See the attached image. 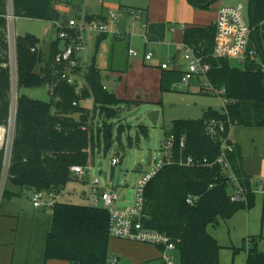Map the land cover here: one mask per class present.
Segmentation results:
<instances>
[{"label":"trees","instance_id":"1","mask_svg":"<svg viewBox=\"0 0 264 264\" xmlns=\"http://www.w3.org/2000/svg\"><path fill=\"white\" fill-rule=\"evenodd\" d=\"M218 1L221 0H189L193 7L202 10H209ZM246 1L248 21L253 29L251 39L259 46L258 54L264 56L261 47L264 0ZM56 3L57 0H12L13 16L53 23L63 21ZM9 27L8 0H0V127H7L10 122ZM59 42L51 44L48 56L42 61L37 37L27 34L16 39V78L20 94L24 88L46 87L51 99L42 102L24 94L18 97L4 198L18 195L10 192L8 185L33 192H54L60 197L68 185L78 179L71 171L73 167L87 166L102 143L106 152L113 146L114 126L108 120L120 117L122 105L138 104L122 101L106 89L101 71L95 65L86 69V86L81 89L62 80V67L56 63ZM215 42V25L184 30V47L193 50L210 66L207 76L210 83L225 90V94L220 95L223 110L209 109L199 120L172 123L169 133L175 138L172 160L160 169L145 190L142 224L145 229L165 234L172 240L181 264H220L222 248L207 227L229 221L239 211H250L256 203L252 178L244 170L240 147L233 145V151L227 153V162L246 192L245 200L231 201L236 184L230 179L226 164L217 160L230 127L264 128V71L248 72L231 67L228 58L214 56ZM41 63L43 68L39 70ZM89 99L94 103L93 114L82 105ZM95 113L102 120L96 127ZM213 121L225 126L224 132L218 126L216 134L211 136L207 128ZM140 130L147 139L148 128L143 126ZM124 131V126H120L119 135ZM182 140L184 149L180 147ZM189 158L194 165L181 163ZM4 159L5 154L0 151V178ZM189 199L195 200L193 205L188 203ZM110 240L108 211L57 202L47 234L45 258L71 264H109ZM245 251L247 264H264V253L259 252L257 245L246 247Z\"/></svg>","mask_w":264,"mask_h":264},{"label":"rangeland","instance_id":"2","mask_svg":"<svg viewBox=\"0 0 264 264\" xmlns=\"http://www.w3.org/2000/svg\"><path fill=\"white\" fill-rule=\"evenodd\" d=\"M85 1L86 0H57L56 5L61 13L72 16L79 8L84 7ZM138 1H141L142 4H146L148 0ZM165 1L168 2V0L153 1V3H157L159 14L166 9H161V6L166 7ZM242 2L247 5L246 0ZM11 5L12 0H8V11ZM119 9H121V7L110 8V10L114 11ZM210 9H212L210 12L213 13L214 8ZM210 12L208 11V13ZM127 20H124V22H127ZM9 24V54L12 77L10 122L7 127H0V130L2 129V131H4V134L0 133L4 146L0 151L4 152L5 157L7 154L9 136L11 134L13 136L18 97L24 94L33 100L42 102H49L51 99L46 87L24 88L21 90L20 94L16 78L17 36H25L28 33L39 36L42 39L41 47L43 51H40L42 53V61L48 56L50 52L49 43L55 37L52 30L53 26L48 22L40 23L15 18L14 20H9ZM48 29H50L49 36L51 35V30L53 32L51 37L45 35ZM175 35L177 37V33ZM118 45H120L124 51L127 49V43L125 41L118 42ZM255 47L259 50L258 44ZM261 47L264 54V37H262L261 40ZM229 63L231 67L240 70L263 69L264 56L259 52L256 60L257 64L254 66L245 62H239L233 58H229ZM42 68L43 64L41 63L39 70ZM89 100L88 103L82 105H85V108L92 113L94 110V103L91 101L92 99ZM161 101L162 103H157V105L150 103H138L135 106H129L127 104L122 105L120 117L108 120V122L114 126L115 142L113 146L109 148L107 152L105 151L103 143L101 145V152L99 148H96L95 157L93 159V177L101 181V187L103 189H109L111 184L113 185L114 190L120 195V200L116 205L117 209H122L127 206L125 194L127 191H133L137 187L143 174L151 173L163 160L167 163L172 160L171 150H167L165 146L169 139V131L174 121L199 120L209 108L222 111L224 106V101L220 96L206 93L198 88L189 89L188 86L184 85H180L179 88L173 90V92L163 93ZM76 117L78 118L79 116ZM94 122L95 127L102 122L98 113H95ZM122 125L125 131L119 135V128ZM143 126L147 127L149 130V137L147 139L143 137L140 130ZM129 143H131V145ZM117 156L122 157V162L118 166L113 167L111 164L112 158ZM5 159L0 182L3 173H8V167L5 166ZM260 181L262 182L264 179ZM89 183L90 176H86L80 181L77 179L75 182H72L58 198V202L73 205H89L86 198L89 193ZM255 188L254 192L258 200L252 210L239 211L232 220L227 222L220 221L217 227H207V231L215 237L222 248L220 251V264H247V253L245 248L254 247V245H257L259 252L264 253V188ZM5 189L6 187H4V190ZM7 189L10 192L18 193V196L12 200L7 198L2 199L0 202V212L6 211L17 216L21 214L18 232L19 252H26L33 244H35V249L38 243H40L41 246H46L47 234L51 227V211L47 208H34L32 203L33 193L29 189L21 190L11 185H8ZM127 243L132 245H128ZM139 244L150 247L145 250L146 255L155 256L157 254V257L160 256L159 249L155 245L112 237L109 248V264L112 263L115 256L122 257L120 264H124L125 262L128 264L124 255L131 259L135 253H144L141 248H137ZM153 264H157V262Z\"/></svg>","mask_w":264,"mask_h":264},{"label":"crops","instance_id":"3","mask_svg":"<svg viewBox=\"0 0 264 264\" xmlns=\"http://www.w3.org/2000/svg\"><path fill=\"white\" fill-rule=\"evenodd\" d=\"M153 1L148 0L146 4H142L138 0H103V3H98L96 0H86L84 7L79 8L72 16L61 13L56 5L57 11L64 17L63 21L77 17L82 13L93 17L106 16L112 7L133 8L144 11L141 20L135 22L127 20V22L120 24V28L128 35L124 39H117L113 35L100 37L89 33L87 35V52L81 58L86 68L95 65L101 71V80L105 88L122 101L156 105L162 103L163 93L173 92L180 85H183L180 79L187 69L183 49L184 30L188 27L215 25L222 7L243 3V0H221L211 7L214 8L213 13H211L212 9L202 10L193 7L189 0H168V2L165 1L166 7L161 6L162 10L166 9L159 14L157 3H153ZM35 22L46 23L44 21ZM48 23L52 24L55 35L49 43L51 47L52 43L58 41V35L55 24L53 22ZM145 24L147 25L146 28L144 27ZM52 30L50 36V29L46 31L45 35L51 37L53 35ZM34 36L40 40L38 49L43 51L41 47L42 39L37 35ZM121 41L127 43L125 51L118 45V42ZM255 46H257V42L255 41L254 45V40H252L250 48L256 50ZM62 47L63 43L60 41L58 48L61 49ZM129 49L137 50L139 56H130ZM148 53L153 54L150 61L145 60V54ZM245 63L253 66L257 64L256 61ZM258 70L264 71V67L263 69L256 68L244 71L256 72ZM188 88L200 89V86L197 81H194L188 85ZM89 101H84L82 104ZM83 106L85 107V105ZM171 129L172 127L170 131ZM232 139L242 151L244 170L247 175L255 181L264 179V128L235 127L232 130ZM99 149L101 152L102 148ZM261 187L264 188V185L254 186L255 189ZM126 195L127 193L125 199ZM17 196L12 197L11 200ZM20 221L21 214L17 216L6 211L0 212V264H71L64 261L46 260V246H41L40 243L37 244L36 249L35 244H33L29 250L20 253L18 247ZM137 248H141L144 253H135L131 259L124 255L128 264H153L155 262L161 264V255L158 257L157 254L155 256L146 255L145 250L150 247L139 244ZM117 257L120 264L122 257Z\"/></svg>","mask_w":264,"mask_h":264},{"label":"built area","instance_id":"4","mask_svg":"<svg viewBox=\"0 0 264 264\" xmlns=\"http://www.w3.org/2000/svg\"><path fill=\"white\" fill-rule=\"evenodd\" d=\"M98 3H103V0H96ZM144 11L139 9H119L110 10L106 16L93 17L86 13H82L77 17L70 18L66 21L55 22L58 40L63 43V47L59 50L56 57V63L62 67L61 79L71 85H77L78 89L86 86L85 74L86 67L82 61V55L87 52V35L89 33L98 36L113 35L117 39L128 37L127 33L120 28V24L124 20L139 21L143 18ZM8 19L14 20L12 5L8 11ZM132 19V20H131ZM146 24L144 27L146 28ZM216 27V42L214 56L219 58H233L240 62H254L258 57L257 49L250 48L251 28L247 8L244 3H237L232 6H224L218 13V18L215 22ZM185 51V60L187 69L182 74L181 84L190 85L194 81H199L200 89L206 93L215 95L225 94L224 88L213 86L207 76L210 71V66L203 63V60L197 57L193 50L183 47ZM35 51V49L33 50ZM129 55L133 57L139 56V52L135 49H129ZM153 57L152 53L145 54V60L150 61ZM167 68V67H166ZM220 127V131L224 132L225 126L211 122L208 125V133L211 136L216 134L215 129ZM15 127V126H14ZM85 130V129H84ZM232 130L222 140V153L217 160L218 163L226 164V168L230 172V179L236 184V189L231 194V201L238 202L245 200L246 192L239 185L236 177L231 171V166L227 162V153L233 151L235 144L232 139ZM4 137V136H3ZM14 142V131L9 136L5 166L10 167L12 147ZM175 138L170 135L166 142V149L171 150L174 146ZM3 140L0 137V149H3ZM181 149H184L185 142H180ZM122 162V157H113L111 164L113 167L118 166ZM170 163V162H168ZM184 163L187 166L194 165V161L189 158ZM167 162L161 161L157 167L151 172L146 173L141 177L137 187L133 190L130 202L126 200L127 206L122 209H117L116 205L120 200V195L114 190L111 184L109 189L101 187V181L93 177V160L85 167L76 166L71 169L74 176L79 180L90 176L89 193L87 201L89 206L101 208L108 211L110 215V236L111 238H120L126 240L137 241L146 244L157 246L160 251L161 264H181L176 245L165 234L145 229L142 224L144 217L143 211L145 206V190L153 177L162 169ZM8 173H3L0 182V202L4 198V187L7 181ZM253 186L264 185V181H255L252 179ZM59 196L54 192L35 191L32 195V203L34 208H47L53 213L54 207L58 202ZM193 199H189V204H194ZM111 264H119V258L114 257Z\"/></svg>","mask_w":264,"mask_h":264},{"label":"water","instance_id":"5","mask_svg":"<svg viewBox=\"0 0 264 264\" xmlns=\"http://www.w3.org/2000/svg\"><path fill=\"white\" fill-rule=\"evenodd\" d=\"M132 194H133V191L132 190H129L128 192H127V195H126V199L130 202V200H131V196H132Z\"/></svg>","mask_w":264,"mask_h":264},{"label":"bare ground","instance_id":"6","mask_svg":"<svg viewBox=\"0 0 264 264\" xmlns=\"http://www.w3.org/2000/svg\"><path fill=\"white\" fill-rule=\"evenodd\" d=\"M0 133H1V134H4V131H2V129H1V130H0Z\"/></svg>","mask_w":264,"mask_h":264}]
</instances>
